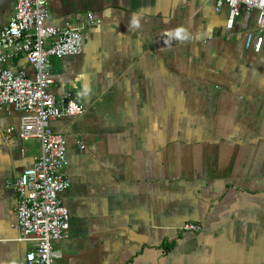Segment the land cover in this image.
<instances>
[{
  "label": "crops",
  "instance_id": "obj_1",
  "mask_svg": "<svg viewBox=\"0 0 264 264\" xmlns=\"http://www.w3.org/2000/svg\"><path fill=\"white\" fill-rule=\"evenodd\" d=\"M17 2L0 0V30ZM49 11L55 26L101 21L81 55L50 60V92L86 109L51 122L71 180L54 264H264V42L245 48L257 13L229 29L215 0H49ZM14 68L34 74L24 59ZM20 117L0 111V264H26L33 246L9 186L41 153L17 136Z\"/></svg>",
  "mask_w": 264,
  "mask_h": 264
},
{
  "label": "built area",
  "instance_id": "obj_2",
  "mask_svg": "<svg viewBox=\"0 0 264 264\" xmlns=\"http://www.w3.org/2000/svg\"><path fill=\"white\" fill-rule=\"evenodd\" d=\"M215 4L218 12L228 8L229 29L242 14L257 13L256 29L247 34L245 48L260 53L264 0H215ZM100 23L88 13L86 20L76 24L55 26L49 0H18L10 23L0 30V111L19 114L17 136L24 142L37 141L41 148L33 167L9 185L17 196L15 228L33 245L25 256L26 264H54L63 258L55 244L70 234L71 217L62 195L71 188V180L65 174L69 165L66 137L55 132L51 122L77 118L86 111L75 94L57 97L50 92L55 83L50 60L81 55L83 33ZM19 59L27 62L33 75L14 68ZM14 132V128L7 130L8 135ZM181 231L201 233L202 228L185 224Z\"/></svg>",
  "mask_w": 264,
  "mask_h": 264
}]
</instances>
